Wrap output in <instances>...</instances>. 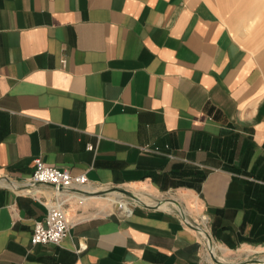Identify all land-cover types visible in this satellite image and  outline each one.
Returning <instances> with one entry per match:
<instances>
[{
  "label": "crops",
  "instance_id": "obj_1",
  "mask_svg": "<svg viewBox=\"0 0 264 264\" xmlns=\"http://www.w3.org/2000/svg\"><path fill=\"white\" fill-rule=\"evenodd\" d=\"M36 157L173 194L225 251L264 248V0H0V264H202L175 209L138 203L63 208L67 236L31 244L67 196L22 186Z\"/></svg>",
  "mask_w": 264,
  "mask_h": 264
},
{
  "label": "built area",
  "instance_id": "obj_2",
  "mask_svg": "<svg viewBox=\"0 0 264 264\" xmlns=\"http://www.w3.org/2000/svg\"><path fill=\"white\" fill-rule=\"evenodd\" d=\"M86 148L88 150H93L94 145L88 143ZM142 149L152 150L158 153L162 152L158 149H149L148 147H142ZM33 162L34 169L28 180L24 182L26 184H49L55 186V190L57 191L67 192L73 191L74 189H80V186L89 184L87 177L83 173L75 175L71 174L67 169L46 164L39 157L34 158ZM59 186L62 188L61 190L58 189ZM61 205L62 204L59 201L47 204L45 216L42 219L34 221L30 235L31 244H59L67 236L70 222L66 219ZM201 218L202 216H200L199 220L194 221L207 230V218L205 217L204 223L201 222ZM82 248L83 246L80 245L77 250H81Z\"/></svg>",
  "mask_w": 264,
  "mask_h": 264
},
{
  "label": "rangeland",
  "instance_id": "obj_3",
  "mask_svg": "<svg viewBox=\"0 0 264 264\" xmlns=\"http://www.w3.org/2000/svg\"><path fill=\"white\" fill-rule=\"evenodd\" d=\"M96 188H98L97 190H104V189H108L111 187L96 186ZM127 189L136 193L137 195H139L140 193H143L147 198L146 199L147 201L145 202L150 205H153L162 199L166 200L169 198L170 199L174 198L173 194L171 195L168 193V194H163V195H157V194L152 193L150 190L146 188H143L140 191H135L129 188ZM87 195L89 196H86L85 198H83L85 203L84 202L80 203L77 199H74V197H69V196L58 197V199H53V202H57V201L61 202L62 204L61 206L63 208H68L72 206V212L78 216L80 215H100V214H105L109 212H115L118 210L116 203L114 201L117 198L112 193H105V194L98 195V196H95L93 194H87ZM121 199H125L129 201L133 205L137 203L140 204L138 201L133 200L132 198L126 196L125 194L122 195ZM180 206L182 207V205ZM167 207H171L176 210V207L174 205L171 206L170 204H168ZM187 217L189 220H193L190 218L189 215ZM216 253H217V256H221L225 258L226 264L229 262L248 263L256 259L262 261L263 262L262 264H264V248H242L240 247V248H235V249L227 250V251L216 250ZM202 256H203L202 264H217L214 258L211 257L209 251L207 250V247L204 241H203V246H202Z\"/></svg>",
  "mask_w": 264,
  "mask_h": 264
},
{
  "label": "bare ground",
  "instance_id": "obj_4",
  "mask_svg": "<svg viewBox=\"0 0 264 264\" xmlns=\"http://www.w3.org/2000/svg\"><path fill=\"white\" fill-rule=\"evenodd\" d=\"M80 189L84 190V191H89V193H93V191H98L97 188H95L94 186H91L89 184H86V185H82L79 187ZM55 193L58 195V194H64V195H67V196H75L78 197V200L80 203H83L84 202V199L86 196H89L87 195L86 193H82V192H76V191H71V192H67V191H55ZM109 193H112L117 199L114 200L115 203H116V206H117V209H118V212L120 214H125V213H128L131 211V209L133 208V204L125 199H121L122 197V193L120 192H117V191H112V192H109ZM95 196H98V195H95ZM139 197V202H144L146 203L145 201H147L146 199V196L143 194V193H140L138 195ZM168 204H170L171 206L174 205L177 209H179V211L185 215L186 219H188L187 217V212L184 208L182 207H178L175 203L173 202H162L160 204V207H166L168 208ZM174 207V208H175ZM204 221V218L202 219ZM199 234L201 235L206 247L208 248L211 256L214 258V259H217L219 261V263L217 264H222V263H226L225 261V258L221 257V256H217V253H216V250H220V251H225L226 248L220 246V245H217V244H214L211 239L209 238V234L207 233L206 229L204 227H200L199 228ZM229 264H240V263H236V262H229Z\"/></svg>",
  "mask_w": 264,
  "mask_h": 264
},
{
  "label": "water",
  "instance_id": "obj_5",
  "mask_svg": "<svg viewBox=\"0 0 264 264\" xmlns=\"http://www.w3.org/2000/svg\"><path fill=\"white\" fill-rule=\"evenodd\" d=\"M0 178H5L8 180L7 177H0ZM11 184H13L14 186H16L15 183L11 182ZM36 183H32V184H26V183H23L22 186L24 187H33ZM54 189H55V186L51 185ZM59 190H61L62 188L59 186L58 187ZM73 191H76V192H82V193H86V194H93V195H102V194H105V193H109V192H112V191H117V192H120L122 194H125L126 196L132 198L133 200H136L139 202V197L136 193L128 190L127 188L125 187H120V186H113L111 188H108V189H104V190H98V191H93V193H89V191H84L82 189H74ZM162 202H173L175 203L179 208L181 207L180 204L175 201L174 199H166V200H159L157 203L153 204V205H150L148 203H144V202H139L140 204L144 205L145 207H152V208H158L160 206V204ZM176 211L179 213L180 217L183 219V221L192 229H194L195 231L199 232V228L201 227L200 225H198L194 220H187L185 215L182 214L179 209L176 208ZM209 234V233H208ZM209 238L211 239V236L209 234ZM216 261V263H219V261L217 259H214ZM263 262L256 259V260H253V261H250L248 263H240V264H262ZM222 264H226V263H222ZM229 264V263H227Z\"/></svg>",
  "mask_w": 264,
  "mask_h": 264
}]
</instances>
